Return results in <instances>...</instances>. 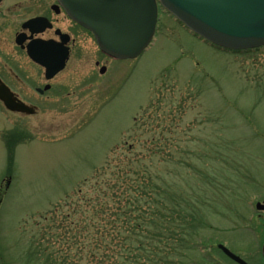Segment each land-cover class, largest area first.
<instances>
[{
	"label": "rangeland",
	"instance_id": "1",
	"mask_svg": "<svg viewBox=\"0 0 264 264\" xmlns=\"http://www.w3.org/2000/svg\"><path fill=\"white\" fill-rule=\"evenodd\" d=\"M161 12L131 76H82L92 66L73 60L38 115L0 108V264H58L96 247L88 222L117 221L119 194L140 195L139 182L143 207L164 212L159 237L184 238L171 262L236 264L225 244L264 264V48L222 50ZM8 31L1 69L20 57ZM100 202L109 216L96 214Z\"/></svg>",
	"mask_w": 264,
	"mask_h": 264
},
{
	"label": "water",
	"instance_id": "2",
	"mask_svg": "<svg viewBox=\"0 0 264 264\" xmlns=\"http://www.w3.org/2000/svg\"><path fill=\"white\" fill-rule=\"evenodd\" d=\"M70 16L90 29L100 48L116 58H136L152 42L158 22L159 4L191 31L230 50L264 46V0H60ZM35 18L26 26L40 24ZM34 45L30 56L47 68L52 79L65 67V59H41ZM0 99L12 111L34 114L35 109L17 99L0 79ZM258 208L264 209L259 204ZM220 249L239 264H248L223 244Z\"/></svg>",
	"mask_w": 264,
	"mask_h": 264
},
{
	"label": "flooded vegetation",
	"instance_id": "3",
	"mask_svg": "<svg viewBox=\"0 0 264 264\" xmlns=\"http://www.w3.org/2000/svg\"><path fill=\"white\" fill-rule=\"evenodd\" d=\"M18 7H27L29 12L35 13L22 21L7 18L15 10L18 11ZM36 17H43L45 20L32 28L25 26L29 20ZM12 28L13 32L10 31ZM8 30L20 57L14 58L12 62L9 59L7 64L11 62V65L6 66L8 69L0 68V79L11 89L17 99L33 107L35 113L27 115L13 112L0 99V108L6 114L38 115L42 107L52 102L47 93L55 88L54 80L68 69L73 60L92 66L88 72H82V76H115L118 74L119 76H131L128 62L132 60L118 59L102 51L93 33L72 19L68 9L60 0H0V46L3 45L1 35ZM87 37L96 44L95 48L92 47L93 50L87 51L83 44V39ZM32 45L36 47L41 59L46 58L53 62L57 59H65L66 56L64 69L54 75V78L47 79L46 67L32 59L29 54V47ZM4 60L3 56L1 61ZM122 61H126V67L120 65ZM0 67H2L1 64ZM41 98H44L43 101Z\"/></svg>",
	"mask_w": 264,
	"mask_h": 264
},
{
	"label": "trees",
	"instance_id": "4",
	"mask_svg": "<svg viewBox=\"0 0 264 264\" xmlns=\"http://www.w3.org/2000/svg\"><path fill=\"white\" fill-rule=\"evenodd\" d=\"M124 174L129 175L130 173ZM144 186L145 184L138 183L137 190L133 192L134 194L136 192L140 194L137 196L128 193L126 196L129 197H125L123 200L121 197H123L124 192L119 194V203L116 204L119 206H114V215L117 217V221L101 222L104 220L103 216H109L110 214L105 210V204L99 203L100 209L96 214H99L103 219L88 222V226L94 228L95 233L100 235L95 239L96 247L91 246L92 243L88 241L82 249L85 254L82 255V251L75 249L72 254H64L63 260H57L55 257L56 259L54 258L53 261L58 264H68V260L73 261L76 258V261L79 259L85 260L84 264H175L171 262L172 250L177 248L176 241L182 243L184 238L177 239V236H180L178 233L172 240H169L165 234L162 238L159 237L160 234H157V232L165 225L163 224L165 221L163 219L164 212L160 209L158 211L152 209V213H149V207H143L144 194L141 188ZM119 189H124V186ZM182 213L180 211L179 216L183 217ZM151 233H154V235L150 236ZM192 244L195 243L192 241ZM96 248L100 252H96ZM70 256L73 257L70 258ZM69 264L74 263L69 262Z\"/></svg>",
	"mask_w": 264,
	"mask_h": 264
}]
</instances>
